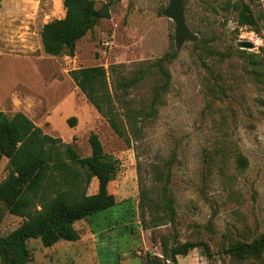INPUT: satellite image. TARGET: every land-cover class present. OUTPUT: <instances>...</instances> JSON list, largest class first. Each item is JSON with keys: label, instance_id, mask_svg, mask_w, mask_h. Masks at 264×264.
I'll return each instance as SVG.
<instances>
[{"label": "rangeland", "instance_id": "rangeland-1", "mask_svg": "<svg viewBox=\"0 0 264 264\" xmlns=\"http://www.w3.org/2000/svg\"><path fill=\"white\" fill-rule=\"evenodd\" d=\"M1 3L5 52L22 58H0V97L15 87L0 109L8 116L24 112L80 156L90 155L88 136L95 132L117 160L107 186L115 204L76 221V241L44 247L39 238L28 239V264H145L147 254L163 258L162 236L172 243L205 241L213 253L195 247L178 255L177 264H264V252L246 259L225 252L264 233V78L251 63L264 71V0H184L196 38L180 47L173 20L162 14L168 0H95L97 9L108 4L110 18H98L72 55L57 56L44 53L39 32L64 16L62 0ZM241 4L249 6L252 26L237 24ZM238 40L253 47L240 48ZM172 50L175 57L162 68L153 65ZM89 65L105 68L117 109L138 111V135L114 133L75 85L69 71ZM141 74L123 85V78ZM6 174L7 158L0 155V181ZM96 184L92 177L88 193ZM0 207L2 236L23 218Z\"/></svg>", "mask_w": 264, "mask_h": 264}, {"label": "trees", "instance_id": "trees-1", "mask_svg": "<svg viewBox=\"0 0 264 264\" xmlns=\"http://www.w3.org/2000/svg\"><path fill=\"white\" fill-rule=\"evenodd\" d=\"M62 3L64 16L47 21L39 32L44 53L52 56L65 50L72 55L77 40L98 20L95 0H62ZM235 7L237 24L252 26L254 19L249 6ZM175 55L174 50L166 52L153 65L162 68L163 61ZM251 63L257 77L264 78V71L259 74V63L256 60ZM69 75L114 133L127 137L128 131H133L138 135V111L130 107L124 111L117 109L102 65L81 66L70 70ZM143 75L131 80L123 78V85L130 86ZM261 81L264 84V80ZM75 120L74 116L67 119L71 126ZM88 143L90 155L80 156L73 144L43 132L23 112L8 116L0 110V155L7 158V174L0 181V205L23 218L18 227L0 236L2 264H28L30 255L26 241L30 238H39L44 247L60 240H78L80 232L74 226L76 221L115 204V197L107 186L117 160L103 151L97 133H89ZM92 177L97 179V191L88 193ZM166 198L161 202L172 218L175 210ZM195 247H202L207 257L213 255L205 241L172 243L167 236H162L163 258L147 254L145 264H177L178 255H186ZM225 252L237 259L260 257L264 252V233L252 241L237 240Z\"/></svg>", "mask_w": 264, "mask_h": 264}, {"label": "water", "instance_id": "water-1", "mask_svg": "<svg viewBox=\"0 0 264 264\" xmlns=\"http://www.w3.org/2000/svg\"><path fill=\"white\" fill-rule=\"evenodd\" d=\"M162 14L168 18H171L175 24L174 27V40L177 47H180L186 40H194L195 34L190 30L184 15V0H168V4L163 9ZM111 14L107 3L96 10L95 17L110 18ZM240 48H252L253 44L249 41L238 40L236 42Z\"/></svg>", "mask_w": 264, "mask_h": 264}, {"label": "crops", "instance_id": "crops-1", "mask_svg": "<svg viewBox=\"0 0 264 264\" xmlns=\"http://www.w3.org/2000/svg\"><path fill=\"white\" fill-rule=\"evenodd\" d=\"M0 33H2L3 35L2 36H0V58L1 57H3L5 54H8V55H13V56H15V57H17V58H22V57H20V56H17L16 54H10V53H6L5 52V46H6V38H5V36H4V28H5V23H6V17H5V11L4 10H2V3L0 2ZM24 59H26V60H29L30 61V63H31V65L33 64L32 63V60L31 59H29V58H24ZM33 66V65H32ZM34 68V67H33ZM15 88V87H14ZM13 88V89H14ZM13 89H12V91H10L8 94H10V93H12L13 94ZM8 94H5V95H3L2 97H0V106H1V103H3L2 101L8 96ZM16 98V97H15ZM1 110V109H0ZM3 111V110H2ZM4 112V111H3ZM18 112V111H17ZM21 112V111H20ZM24 113V112H23ZM25 114V113H24ZM38 126V125H37ZM95 178V181H96V183H97V179H96V177H94ZM97 185V184H96ZM97 187V186H96ZM95 193V192H94Z\"/></svg>", "mask_w": 264, "mask_h": 264}]
</instances>
